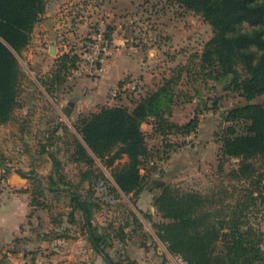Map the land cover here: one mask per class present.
Wrapping results in <instances>:
<instances>
[{"label":"rangeland","instance_id":"374dc122","mask_svg":"<svg viewBox=\"0 0 264 264\" xmlns=\"http://www.w3.org/2000/svg\"><path fill=\"white\" fill-rule=\"evenodd\" d=\"M97 33L102 34L101 46L105 48L102 60L89 61L81 55L90 51L89 46L92 43L94 45ZM211 35L210 25L199 14L169 0H45L44 13L32 31L29 43L20 55L16 54L22 73L10 118L0 124V192L6 188L7 177L19 175L18 170L30 175L33 172V178H38L44 186L49 184L52 161L47 153L55 150L63 181L74 182L82 193L88 188L92 189L99 206L93 212L92 224L97 232L108 234L109 247L106 250L112 260H119L118 264L132 261L127 257V247L130 245L125 242L131 240L133 235V212L143 224L144 230L152 235L149 238L139 232L138 243L147 252L134 246L133 254L137 259H145L147 263L156 260L160 264H186L180 256L170 254L155 234L153 224L160 218L156 208L148 211L147 204L153 202L151 193L149 195L146 190H142L134 206L130 195L113 190L115 183L110 167L107 168L96 159L93 167L95 176L86 175L84 172L88 167L70 159V143L73 144V136L77 134L72 122L79 113L74 115L76 117L73 121L69 116L67 120L60 106L63 104L61 101L77 97L94 100L93 86H98L105 73L108 74L109 62H114L111 74L116 68H123L127 72L117 83L136 80L139 84L136 92L118 94L112 98L114 101L110 105L123 101L122 104L131 107L134 100L155 89L164 79L178 75L175 103L172 104L169 120L185 124L197 116V134L191 142L172 143L168 136L179 132L166 137L158 136L152 132V118L144 121L141 129L150 157L141 165V172L147 169H151L152 174L160 169L170 172L172 168L184 165L168 178L170 185L182 191L199 192L205 198H211L219 208L226 209V202L234 199L228 197L231 188L227 173L235 166L236 159L226 161L220 156L217 133L227 124L224 118L228 108L243 103L244 99L235 92L224 90L223 85L213 79H204L203 76L197 78L196 75L190 77L191 74H197L196 55L202 52L204 43ZM51 45L53 52L50 51ZM65 54L72 59L75 57L73 64L70 61L66 63L64 68L68 67L69 72L65 74L64 68L61 71L65 75L64 84L49 94L41 80L48 79L52 69L56 68L58 61L63 60L61 58ZM112 87L107 86L106 98L102 102L97 97L98 107L107 102L108 98L111 99ZM263 100L264 96H260L252 101ZM87 108H82L83 113L91 112ZM148 125H151V129ZM125 161L126 156L114 165L121 166ZM28 181L30 188H33L32 181ZM147 194V203L143 206L145 211L141 210V213L138 198L142 199ZM39 199L45 200L46 206L34 208V225H29L32 230L30 233L39 237L49 236L51 225L63 230L69 211L66 192L45 191ZM258 208L254 222L264 231V203H259ZM149 212L151 220L144 217V213ZM126 223L128 225L124 228L128 236L121 241L115 230ZM72 225L75 227L70 230L71 239L80 233L92 246L87 230L83 232L80 217ZM38 243L37 252L43 253L49 242L44 244L40 240ZM19 250L20 255L17 257L20 260L21 255L25 260L27 255L32 260L33 250L32 253L26 249Z\"/></svg>","mask_w":264,"mask_h":264},{"label":"trees","instance_id":"16d2710c","mask_svg":"<svg viewBox=\"0 0 264 264\" xmlns=\"http://www.w3.org/2000/svg\"><path fill=\"white\" fill-rule=\"evenodd\" d=\"M169 1L199 14L212 29L202 52L196 55L197 74L190 77L213 79L224 90L244 99L243 103L228 108L224 118L227 124L217 133L220 156L226 161L236 159L227 173L231 188L228 197H234L233 201L226 202V209L219 208L199 192L171 186L168 178L184 165L170 172L162 169L153 174L151 169L141 172V165L150 157L141 129L144 121L152 118L153 134L162 137L189 132L198 126L197 116L185 124L169 120L178 75L164 79L155 89L134 100L131 107L115 103L79 113L72 122L77 134L73 136V144L70 143V159L86 165V175L95 176L96 159L110 167L113 190L130 195L134 206L138 194L149 191L153 197L149 211L156 208L160 218L153 224L156 236L170 254L180 256L186 264H264V231L254 222L258 204L264 203V100L252 101L264 96V0ZM44 10L45 0H0V124L10 118L16 101L22 73L16 54L20 55L29 43ZM74 58L65 54L48 79L41 80L49 94L64 84L65 75L61 71L69 61L73 64ZM68 69L64 68L65 74ZM44 148L43 145L42 151ZM54 151L47 153L52 161L49 184L44 186L33 178V172L30 175L18 170L21 177L30 179L34 185L19 191H30L29 205L35 208L46 206L45 200L39 199L45 191L66 192L67 222L73 223L78 213L95 251L107 264H117L106 250L108 234L97 232L92 224L93 212L99 207L92 189L82 193L77 185L63 181ZM124 156L126 161L121 166L114 165ZM132 215L135 225L132 234L142 232L152 238L136 214ZM144 217L151 220L150 212L144 213ZM127 225L115 230L121 241L128 236L124 228ZM18 243L16 240L13 253L20 251ZM128 261L127 264H134ZM2 263L4 260H0Z\"/></svg>","mask_w":264,"mask_h":264},{"label":"crops","instance_id":"0c3cea01","mask_svg":"<svg viewBox=\"0 0 264 264\" xmlns=\"http://www.w3.org/2000/svg\"><path fill=\"white\" fill-rule=\"evenodd\" d=\"M37 24H39V20L35 24L34 29ZM109 63L107 64L110 67L108 74L106 75L105 73V78L103 77L101 79L98 86H93L95 87L94 96L96 97L93 98L94 100H82L77 97L74 99L61 101L63 104H61L60 107L63 108V116H66L67 120H69L70 117L71 121H73L76 117L74 115L83 112V107H88L86 110L90 111L96 110L98 107V102H96L97 97L102 102L103 98H106L105 96L107 86L112 87L116 85V83L122 78L124 73H127L126 71H124L123 68H116L115 72L113 73L112 71L111 74L110 70L113 67L112 65L114 64V62H111L110 64ZM107 69L108 68H106V70ZM112 101H114L112 98L110 100L108 98V101L103 102L102 105H110ZM122 102L118 101L117 103L122 104ZM91 107H93V109H90ZM61 120L63 119L61 118ZM148 127L149 129H151V125H148ZM5 185L6 188L0 192V260H4L5 262L2 264H23V256L21 255L20 260V257H17V255H20V253H13V250H15L16 248V240H19L18 248L26 249L29 252L31 251V253L34 251L32 254V260H29L27 255L25 264H107L103 256L100 255L97 251H95V249L91 245H89V243L87 242V238L84 237V235L78 233L75 236V239H71V228H74L75 226L72 227V223H69L67 221H64L63 230H58L53 225H51L52 232L49 236H33L30 233L32 230L29 226L34 225V214H32V212L35 207L32 208V206L29 205L31 194L30 191H19L22 189H29L30 182L27 178L21 177L17 174H12V176L10 175V177H7ZM146 192L151 195L149 191ZM147 198L148 194L147 196L144 195L142 199L141 197L138 198L137 204L139 210L145 211V208L143 206L147 203ZM141 204H143L142 207ZM151 204V201L150 204H147L148 211ZM79 216L80 215L76 213V221L79 220ZM83 229V232H85L86 229ZM148 233L151 234L150 232ZM62 234L63 236H59ZM130 239L131 240H127L125 242L127 245H130L127 247V257L131 258L134 264H160V262L156 260H152V262L149 261L147 263L144 262L145 259H137L135 257V253L133 254L135 250L134 246L138 250L143 249L146 251L147 249L140 247L138 243L139 237L137 234L132 235ZM40 240L44 244H46V242H49L45 246V250L43 253L37 252V247L39 245L38 242ZM113 262L115 261L113 260ZM116 262H119V260H117Z\"/></svg>","mask_w":264,"mask_h":264},{"label":"built area","instance_id":"2783aa9c","mask_svg":"<svg viewBox=\"0 0 264 264\" xmlns=\"http://www.w3.org/2000/svg\"><path fill=\"white\" fill-rule=\"evenodd\" d=\"M101 42H102V34L97 33V37L94 40V45L92 43L89 46L90 51L83 52L81 56L89 61H97V62L101 61L102 51L105 49V48H102ZM92 45H93V50H92ZM101 48L102 50H100ZM72 72L75 73V71H72ZM138 87H139V84L136 80H128V81H124L121 83H117L110 90L111 98H114L115 96L123 92H136ZM197 131H198L197 128H195L193 130H190L189 132L169 135L168 136L169 141L172 143L191 142L195 138ZM24 260L25 259H23V264H25L26 262V260L25 261Z\"/></svg>","mask_w":264,"mask_h":264},{"label":"water","instance_id":"95a60500","mask_svg":"<svg viewBox=\"0 0 264 264\" xmlns=\"http://www.w3.org/2000/svg\"><path fill=\"white\" fill-rule=\"evenodd\" d=\"M54 48L53 45H51L50 51L53 52Z\"/></svg>","mask_w":264,"mask_h":264}]
</instances>
